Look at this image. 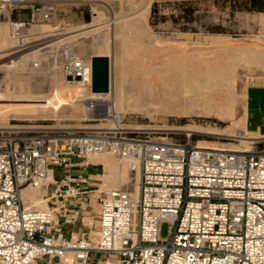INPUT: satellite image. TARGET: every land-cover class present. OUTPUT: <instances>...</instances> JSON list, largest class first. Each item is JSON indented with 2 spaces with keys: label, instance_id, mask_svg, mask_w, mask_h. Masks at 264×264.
Here are the masks:
<instances>
[{
  "label": "built area",
  "instance_id": "obj_1",
  "mask_svg": "<svg viewBox=\"0 0 264 264\" xmlns=\"http://www.w3.org/2000/svg\"><path fill=\"white\" fill-rule=\"evenodd\" d=\"M26 3L0 0V20L11 22L10 13ZM28 3L31 22L49 19L50 4ZM12 24L16 32L24 23ZM62 70L91 81V62L88 70L70 60ZM103 116L114 125L0 131V264H67L68 256L77 264H264V135L237 129V148L215 149ZM99 154L126 160L138 176L98 187L96 231L66 237L56 229L58 209L62 223H75L78 210L64 203L77 200L82 210L93 187L88 174L73 170ZM26 186H53L59 206H26Z\"/></svg>",
  "mask_w": 264,
  "mask_h": 264
},
{
  "label": "rangeland",
  "instance_id": "obj_2",
  "mask_svg": "<svg viewBox=\"0 0 264 264\" xmlns=\"http://www.w3.org/2000/svg\"><path fill=\"white\" fill-rule=\"evenodd\" d=\"M28 1L31 0H27L23 8L10 13L11 22L0 20V23L7 24L8 29H11L7 37L17 40L28 38L27 41L32 48L27 51L39 50L42 52L43 56L39 55L41 60L36 58L31 59L32 61L29 59L28 62L25 60L24 71L29 73L26 80H29L30 85L38 80L49 83L54 76V67H58L60 73L64 75L62 69L71 60L63 54L68 43H72L76 51L83 47L86 53L91 56L94 54L92 51L102 47L105 37L111 41L107 56L110 59V87L114 91L120 84L126 85V71H129V69L122 70L120 61L131 62L138 56L140 63L145 64L152 56L154 57L153 61H158L161 58L159 55L162 53L173 55L176 51L175 53L180 54L181 49H185V51L188 49L195 53L194 58L198 62L202 60V57H217L223 62L232 57L237 59L235 87L233 86L232 90L230 111L166 114L151 109L129 108L118 119L120 126L133 130L167 132L180 141L189 138L195 144L202 141L204 146L211 148L234 149L237 147L231 136L237 129L243 128L240 119L243 117L245 106V86L252 77L264 75V64L245 60V53L242 51L246 49V51L264 53V12L234 11L233 15H230L228 7L220 8L214 0H201V9L198 10L201 16L196 24L197 30L190 31L181 30L180 24H173L170 20L158 21L154 25L149 23L153 1L162 3L175 0H150L145 20H141L138 14L145 0H75L73 4H67L64 2L65 0H33L36 5L47 3L52 6L49 19L36 23L30 21ZM170 9L169 5H160L159 14H168ZM17 21L24 24L14 32L12 23ZM97 25L102 26L95 29ZM214 26H220L223 31L211 32L208 30V27ZM115 33H119L120 36L113 39L112 35ZM23 42L21 40L17 44ZM38 43L41 44L37 45ZM127 44L128 46H126ZM53 57H55L54 61ZM80 59L83 60L82 57ZM114 91H111L109 96L84 98L77 111H73L69 105H61L47 114L9 112L5 117L0 118V122H6V128L0 129V131L32 128L85 129L114 125L115 121L112 117L101 115V108H95L90 113L88 104L89 99H95L100 104H105L107 98H111ZM32 92L42 101L46 97L50 100L53 99L52 94L47 91L34 92L32 90ZM71 95L70 91L66 90L62 98L70 99ZM231 113L233 114L231 115ZM188 127L195 130L190 135H187L188 131L184 130L189 129ZM105 156L126 166L125 162L116 156L110 154H105ZM95 158H88L89 162L98 163L91 164L89 167L101 175L104 173V164L101 160L92 161ZM98 175L96 180L90 181L93 187H91L89 197L82 200L84 202L82 228L86 233L85 236H92L96 231L98 187H102L103 184L112 186L108 185L106 178H99ZM135 179L136 174L129 173L128 181L133 182ZM132 187L130 184L129 188ZM39 191L43 199H47L45 208L58 205L54 204L55 198L51 197L54 192L53 186L42 187ZM29 205L30 202L27 201L26 206ZM57 213L60 217L61 211L59 210ZM159 230L160 236L165 237L168 223H161Z\"/></svg>",
  "mask_w": 264,
  "mask_h": 264
},
{
  "label": "bare ground",
  "instance_id": "obj_3",
  "mask_svg": "<svg viewBox=\"0 0 264 264\" xmlns=\"http://www.w3.org/2000/svg\"><path fill=\"white\" fill-rule=\"evenodd\" d=\"M149 1L150 0H145L138 13L141 20L146 19L150 3ZM128 3L130 5V2ZM101 26L102 25H97L95 29H98ZM10 30L8 29L7 24L0 23L1 119L9 112L47 114L61 105H69L73 111H77L82 105V100H84V98L109 96L111 91H114L109 87V91L106 93L91 92L89 85L91 81L89 79L67 80L65 75L60 73L58 67L53 68L54 76L49 83L39 80L34 82L33 80V85H30L28 83L29 80H26L29 73L24 71V65L26 64L25 60H27V62L29 59L31 60L33 58L41 60L39 55L42 52L39 50L27 51L31 49L32 46L28 43V38L26 37L21 39L24 42L19 43L18 45L17 42H20L21 40L7 37ZM119 36V33L112 35L113 39H116ZM110 42L111 41L108 40V37H105L102 47L100 46L92 51V53L95 55H107L109 47L111 46ZM16 46H19L20 48L16 49ZM126 46H128V44ZM25 51L27 52L24 53ZM180 51H182L180 54L175 53L176 51H174L173 55L162 53L159 55L161 58L158 59V61H153L154 57L152 56L145 64L140 63L139 56L131 62L120 61L122 70L129 69V71H126V85L124 83L120 84V86L112 93V97H109L110 99L107 98L108 100L105 104H100L95 99H89L90 101L88 104L90 113L95 108H101L102 115H113L115 119L118 120L123 114H125L126 109L129 108L151 109L166 114H200L208 113L210 111H230L232 90L235 84V66L237 59L232 57L223 62L217 57H202V60L198 62L194 58L195 53L188 51V49L187 51H185V49H181ZM242 52L245 53V60L256 62L261 65L264 64V53L260 54L255 51H246V49H243ZM63 54H65L68 59L80 60L84 63V67H88L89 70L91 58L83 47H80L78 51H76L72 43H68ZM81 57L83 60L80 59ZM54 59L55 57H53V61ZM123 75H125V73H123ZM32 90L34 92L47 91V93L52 94L53 99L50 100L46 97L43 98L45 100L42 101L40 97H36L32 94ZM66 90L70 91L72 94L70 99L62 98V95ZM232 114L233 113H231V115ZM244 119V117L240 119V122L243 124V128L241 129L248 136H251L244 128ZM0 125V129L6 128V122H0ZM184 130L188 131L187 135H190V133L195 131L191 127ZM241 143L243 145L245 144V142ZM197 145L204 146V143L198 141ZM214 148L224 149L222 147ZM92 157H96L93 160H99L102 158L106 169L105 177L107 178L108 185H112L107 187H117L128 181L129 171L128 168L126 169V160H123L126 164L125 166L124 164L105 156V154H99ZM137 174L138 173H136V178L138 176ZM49 176L50 172L48 174V177ZM39 189L40 188L26 186L22 188L21 195L23 200H26V204L27 201L30 202L29 206L45 208V200L47 199H43V196L40 195ZM136 191L137 188H135L133 193L134 197L136 196Z\"/></svg>",
  "mask_w": 264,
  "mask_h": 264
},
{
  "label": "crops",
  "instance_id": "obj_4",
  "mask_svg": "<svg viewBox=\"0 0 264 264\" xmlns=\"http://www.w3.org/2000/svg\"><path fill=\"white\" fill-rule=\"evenodd\" d=\"M67 4H73L75 3V0H65L64 1ZM42 43V42H41ZM38 43L37 45L41 44ZM95 55V54H93ZM92 56V55H91ZM90 56V58H91ZM245 106H244V111H243V117L244 119V128L246 132L249 135L253 136H260L264 135V75H257L252 77L250 80H248L246 86H245ZM248 104V105H247ZM246 110V112H245ZM99 160H102L100 158ZM97 161V160H93ZM95 165L98 163H93V162H88V165L85 168H75L73 171L75 172H83L89 175L90 181L96 180V176L98 173L91 169L89 166L90 165ZM104 164V162H103ZM103 167V166H102ZM55 175H59V171H55ZM106 169L104 165V173L103 175H98L100 176L99 178H106ZM129 176V172H128ZM107 179V178H106ZM121 185V184H120ZM60 200H56V203L59 206ZM83 206V205H82ZM64 207L69 210H78V218L75 223H62L61 218L58 217L59 223L58 226H56L57 230H60L66 237L73 236V237H81L85 236L86 233L84 231L83 227V210H80L77 206V201L76 200H69L68 202L64 203ZM60 209H58L59 211ZM64 264V260L62 262ZM66 263L67 264H77L73 262L71 256H68L66 258ZM91 264H94V259L91 260Z\"/></svg>",
  "mask_w": 264,
  "mask_h": 264
},
{
  "label": "trees",
  "instance_id": "obj_5",
  "mask_svg": "<svg viewBox=\"0 0 264 264\" xmlns=\"http://www.w3.org/2000/svg\"><path fill=\"white\" fill-rule=\"evenodd\" d=\"M220 8L228 7L229 14L234 11H258L264 12V0H214ZM201 0H175L158 2L153 1L150 8L149 23L156 24L158 21L170 20L173 24H180L181 30L196 31V24L199 22L201 14ZM160 5L171 7L168 14H159ZM211 32H222L220 26L208 27Z\"/></svg>",
  "mask_w": 264,
  "mask_h": 264
},
{
  "label": "water",
  "instance_id": "obj_6",
  "mask_svg": "<svg viewBox=\"0 0 264 264\" xmlns=\"http://www.w3.org/2000/svg\"><path fill=\"white\" fill-rule=\"evenodd\" d=\"M91 62L90 90L94 93H106L110 87V59L107 55H93ZM71 80V76H66ZM78 79V77H75Z\"/></svg>",
  "mask_w": 264,
  "mask_h": 264
}]
</instances>
